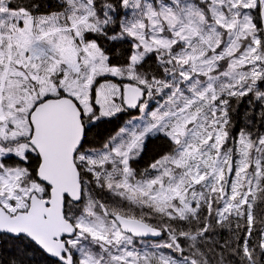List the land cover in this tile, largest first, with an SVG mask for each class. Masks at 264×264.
I'll return each mask as SVG.
<instances>
[{"label": "snow or ice", "instance_id": "snow-or-ice-1", "mask_svg": "<svg viewBox=\"0 0 264 264\" xmlns=\"http://www.w3.org/2000/svg\"><path fill=\"white\" fill-rule=\"evenodd\" d=\"M28 245L264 264V0H0V264Z\"/></svg>", "mask_w": 264, "mask_h": 264}, {"label": "trees", "instance_id": "trees-1", "mask_svg": "<svg viewBox=\"0 0 264 264\" xmlns=\"http://www.w3.org/2000/svg\"><path fill=\"white\" fill-rule=\"evenodd\" d=\"M55 2V0H53ZM104 47H108V45L101 39L100 41ZM249 97H244L238 104H234L235 112L233 113L234 116L237 118V124L238 126H243L244 124V113L245 111L250 107L248 104ZM128 117L127 115H124L123 120L116 121L114 124L109 125L108 129L109 131H114L117 126H122L123 121ZM166 150V145L162 144V141L155 140L150 142L147 145L146 151L143 155V158L136 163L134 166L137 167L139 170H143L147 165L156 157H158L162 151ZM155 223V221H154ZM166 239V236L161 237V239L158 242H148V241H142L138 240L135 247L138 250H150L154 249L156 245L160 242H163V240ZM23 247V245H21ZM28 253L27 256H21L20 258L25 261V264H52V260L48 259L46 256H44L38 249H36L32 245H28ZM12 245L9 244L6 246L4 256L7 258V255L9 252H12ZM167 254V250H162Z\"/></svg>", "mask_w": 264, "mask_h": 264}, {"label": "water", "instance_id": "water-1", "mask_svg": "<svg viewBox=\"0 0 264 264\" xmlns=\"http://www.w3.org/2000/svg\"><path fill=\"white\" fill-rule=\"evenodd\" d=\"M140 239V238H137ZM161 239V237H145L142 240H147V241H152V242H157ZM41 252V251H40ZM42 253V252H41ZM43 254V253H42ZM44 256H46L48 259L52 260L53 258L48 257L46 254H43Z\"/></svg>", "mask_w": 264, "mask_h": 264}, {"label": "rangeland", "instance_id": "rangeland-1", "mask_svg": "<svg viewBox=\"0 0 264 264\" xmlns=\"http://www.w3.org/2000/svg\"><path fill=\"white\" fill-rule=\"evenodd\" d=\"M127 119H128V117H126V119H125V120H127ZM125 120H124V121H125ZM122 125H123V124H122Z\"/></svg>", "mask_w": 264, "mask_h": 264}]
</instances>
